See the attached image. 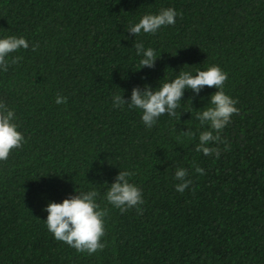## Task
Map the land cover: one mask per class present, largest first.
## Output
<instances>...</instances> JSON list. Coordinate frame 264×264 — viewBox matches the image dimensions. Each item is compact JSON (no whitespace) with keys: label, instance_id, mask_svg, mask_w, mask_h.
<instances>
[{"label":"trees","instance_id":"1","mask_svg":"<svg viewBox=\"0 0 264 264\" xmlns=\"http://www.w3.org/2000/svg\"><path fill=\"white\" fill-rule=\"evenodd\" d=\"M0 264H264V0H0Z\"/></svg>","mask_w":264,"mask_h":264}]
</instances>
